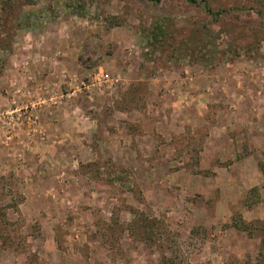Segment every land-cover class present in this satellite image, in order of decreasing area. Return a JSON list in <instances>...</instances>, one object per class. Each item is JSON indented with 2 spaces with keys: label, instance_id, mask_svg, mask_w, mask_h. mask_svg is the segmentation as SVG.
<instances>
[{
  "label": "rangeland",
  "instance_id": "374dc122",
  "mask_svg": "<svg viewBox=\"0 0 264 264\" xmlns=\"http://www.w3.org/2000/svg\"><path fill=\"white\" fill-rule=\"evenodd\" d=\"M195 1L0 0V264H264V0Z\"/></svg>",
  "mask_w": 264,
  "mask_h": 264
},
{
  "label": "trees",
  "instance_id": "16d2710c",
  "mask_svg": "<svg viewBox=\"0 0 264 264\" xmlns=\"http://www.w3.org/2000/svg\"><path fill=\"white\" fill-rule=\"evenodd\" d=\"M152 2H157L159 0H150ZM188 3L191 4H197V2L195 0H185ZM261 1H259L260 3ZM206 3V2H205ZM205 12L212 18L213 23L217 22V20L226 15L229 14L230 12L234 11V9H218L217 11H212L211 8L206 4L205 5ZM255 13L256 15L263 17L264 18V12L262 9H255ZM163 22H166V19H162ZM215 24V23H214ZM163 25H166V23H163ZM162 24L160 25H153L151 29H149L148 33H146L145 38H144V42L146 44H149L153 47H157V46H161L163 47V44L165 42V36H166V31L163 29ZM205 28V27H204ZM201 33V31L199 32V30H195L194 34H198ZM206 40H209L208 35L205 36ZM193 40H195V37L193 38ZM214 46V45H213ZM198 52L200 50V47H198ZM170 264H180L179 262L176 261H170Z\"/></svg>",
  "mask_w": 264,
  "mask_h": 264
},
{
  "label": "built area",
  "instance_id": "2783aa9c",
  "mask_svg": "<svg viewBox=\"0 0 264 264\" xmlns=\"http://www.w3.org/2000/svg\"><path fill=\"white\" fill-rule=\"evenodd\" d=\"M108 81H110V79L108 78V75H103V74L98 73L94 76V83L92 85L97 86V85H99L100 82H108ZM80 86L83 89L88 88V86L85 85V83L83 81L80 83Z\"/></svg>",
  "mask_w": 264,
  "mask_h": 264
}]
</instances>
